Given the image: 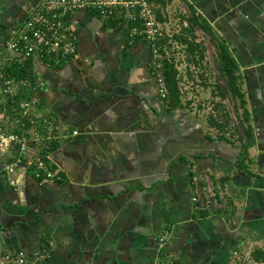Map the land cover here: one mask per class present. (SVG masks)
<instances>
[{
	"label": "crops",
	"instance_id": "0c3cea01",
	"mask_svg": "<svg viewBox=\"0 0 264 264\" xmlns=\"http://www.w3.org/2000/svg\"><path fill=\"white\" fill-rule=\"evenodd\" d=\"M37 2L0 0V49ZM182 2L238 64L252 127L246 152L238 139L215 137L194 109L167 107L150 46L129 42L124 21L79 8L71 15L76 53L50 65L32 61L41 106L61 133L48 153L58 177L0 172L7 245L40 254L41 264H148L157 256L264 264V0ZM191 174L202 194H217L219 205L205 215Z\"/></svg>",
	"mask_w": 264,
	"mask_h": 264
},
{
	"label": "built area",
	"instance_id": "2783aa9c",
	"mask_svg": "<svg viewBox=\"0 0 264 264\" xmlns=\"http://www.w3.org/2000/svg\"><path fill=\"white\" fill-rule=\"evenodd\" d=\"M79 8L94 10L105 19L124 21L129 42L143 39L149 44L153 72L164 95L157 58L158 43L167 27L157 18L155 0H38L26 18L10 30L0 49L1 173L10 174L23 167L39 181L58 177L48 155L52 142L61 134L56 117L41 106L38 77L30 73L17 76L13 71L31 70L34 58L50 65L74 55L77 39L71 15ZM192 186V199L199 207L219 205L215 193L202 194L196 177ZM167 237L165 233L158 236L159 248L164 247ZM0 264H41V255L7 245L0 228ZM148 264L174 262L167 256H157Z\"/></svg>",
	"mask_w": 264,
	"mask_h": 264
},
{
	"label": "rangeland",
	"instance_id": "374dc122",
	"mask_svg": "<svg viewBox=\"0 0 264 264\" xmlns=\"http://www.w3.org/2000/svg\"><path fill=\"white\" fill-rule=\"evenodd\" d=\"M166 7L169 15L167 25L170 32L174 31L167 54L173 58L178 68L185 104L194 109L205 122L208 113L213 110L217 119L227 123L223 131L233 129L235 126L237 133L242 135L240 128L236 126L238 115L235 112L233 98L228 93L223 99L214 95L217 84L225 87V81L216 64L218 58L216 42L199 24H191V10L181 0H170ZM188 42L193 44L189 52ZM214 103L218 105L215 107ZM224 112L227 116L220 117L219 115ZM207 128L213 134L217 133L215 127Z\"/></svg>",
	"mask_w": 264,
	"mask_h": 264
},
{
	"label": "trees",
	"instance_id": "16d2710c",
	"mask_svg": "<svg viewBox=\"0 0 264 264\" xmlns=\"http://www.w3.org/2000/svg\"><path fill=\"white\" fill-rule=\"evenodd\" d=\"M182 1V0H181ZM170 0H155V10L157 18L165 24L164 21H166L167 18V3H169ZM187 4V3H186ZM165 6V9H164ZM189 9L191 10V24H199L207 33H209L211 39L216 42L217 46V68L223 77L225 81V87L217 84V89L214 95L219 96V99H223L226 96V93H228L234 100L235 105V112L238 115V122L236 126L240 128L242 135H244V141H242L241 133H237V130L235 126H233V129L230 128L229 130L223 131L225 127H227V123L223 120L217 119L215 117V114L213 113V110L208 113L207 115V127L209 128H216L217 133H215V137H220L224 139H228L232 141V138L238 139L241 141L240 146L243 152H246V146L248 145V139L250 138L252 134V127L249 120V114L248 109L246 106V98L245 93L242 87V79L241 74L239 71L238 64L233 57L225 39L212 27V25L203 17L201 14L197 13L195 9L189 4H187ZM174 31L170 32V28H167V30L164 32V34L161 36L159 40V56L157 58L159 65L157 66V69L159 70L163 85L165 88L164 92V100L169 109L174 108H181L185 104L184 101V94L182 93V89L180 86V76L179 71L174 63L173 58L168 56V50L171 45V39H173ZM193 47L192 42H188L187 45V52L190 51V49ZM201 52V50H200ZM13 73L17 76H21L27 73H30L31 76L34 77V74L32 70H26V69H15ZM215 107L218 105V103H214ZM187 106V105H186ZM189 107V106H188ZM220 117L227 116V113L224 112ZM231 131V132H230ZM228 133V134H227ZM231 133V134H230ZM206 135L212 136L210 133H207ZM232 137V138H231ZM51 149L53 147V143L51 144ZM243 158L244 156H242ZM192 174L190 175V179L192 181ZM217 195V194H216ZM198 207V213L200 215H205L209 212V207Z\"/></svg>",
	"mask_w": 264,
	"mask_h": 264
},
{
	"label": "water",
	"instance_id": "95a60500",
	"mask_svg": "<svg viewBox=\"0 0 264 264\" xmlns=\"http://www.w3.org/2000/svg\"><path fill=\"white\" fill-rule=\"evenodd\" d=\"M1 168H2V161H1V159H0V170H1ZM1 172V171H0Z\"/></svg>",
	"mask_w": 264,
	"mask_h": 264
}]
</instances>
